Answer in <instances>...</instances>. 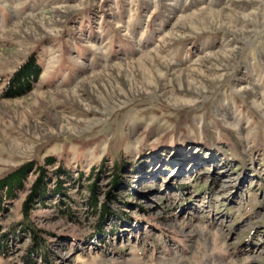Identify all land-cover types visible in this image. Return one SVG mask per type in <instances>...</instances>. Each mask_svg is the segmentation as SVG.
<instances>
[{"label": "rangeland", "instance_id": "374dc122", "mask_svg": "<svg viewBox=\"0 0 264 264\" xmlns=\"http://www.w3.org/2000/svg\"><path fill=\"white\" fill-rule=\"evenodd\" d=\"M50 155L46 256L25 231L0 264H264V0H0V177Z\"/></svg>", "mask_w": 264, "mask_h": 264}, {"label": "trees", "instance_id": "16d2710c", "mask_svg": "<svg viewBox=\"0 0 264 264\" xmlns=\"http://www.w3.org/2000/svg\"><path fill=\"white\" fill-rule=\"evenodd\" d=\"M38 65L35 58L27 60L17 71L10 77L5 89V95H12V89L17 87L20 90L29 89L31 79L38 74ZM44 164L40 165L35 161L27 162L20 167L11 170L9 173L0 177V250L4 248L3 243L8 241L7 235H17L20 232H29L32 238V244L30 245V253L40 252L46 256L45 242L38 234L37 228L31 223L32 212L39 206H44L49 203L52 198H63L67 196V188L64 186L72 174L66 170V164L64 158L59 160L53 155L47 156L43 160ZM59 162V166L56 170L50 171L47 166ZM121 168L120 161L111 166V171L114 173L115 179H118L119 170ZM94 174L89 175V179ZM117 181H115V185ZM87 198L89 207L92 211L100 214L105 218L110 214V198L108 196V202L102 205L97 200L96 190L97 185L93 181L89 184ZM22 193L24 196L20 201L19 213L21 220L19 223H13L9 225L8 230L4 231L3 222L6 221L8 213L7 205L18 201V195ZM69 197V196H68ZM63 201V200H61ZM62 202H57L54 206L60 212V215L64 218H71L73 216L72 210L66 207L63 208ZM103 223V221H102ZM45 261H47L44 258ZM50 264V263H49Z\"/></svg>", "mask_w": 264, "mask_h": 264}, {"label": "bare ground", "instance_id": "6f19581e", "mask_svg": "<svg viewBox=\"0 0 264 264\" xmlns=\"http://www.w3.org/2000/svg\"><path fill=\"white\" fill-rule=\"evenodd\" d=\"M208 12V11H207ZM175 169V168H174ZM174 169H173V171H174ZM174 174H175V172H174ZM175 176V175H174Z\"/></svg>", "mask_w": 264, "mask_h": 264}]
</instances>
